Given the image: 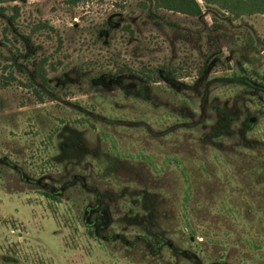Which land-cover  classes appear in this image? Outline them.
I'll list each match as a JSON object with an SVG mask.
<instances>
[{"label": "rangeland", "instance_id": "obj_1", "mask_svg": "<svg viewBox=\"0 0 264 264\" xmlns=\"http://www.w3.org/2000/svg\"><path fill=\"white\" fill-rule=\"evenodd\" d=\"M138 1L0 2V264H264V13Z\"/></svg>", "mask_w": 264, "mask_h": 264}, {"label": "trees", "instance_id": "obj_2", "mask_svg": "<svg viewBox=\"0 0 264 264\" xmlns=\"http://www.w3.org/2000/svg\"><path fill=\"white\" fill-rule=\"evenodd\" d=\"M2 0H0L1 2ZM13 1V0H12ZM76 1V0H71ZM137 6L143 10L145 17L152 23L154 27H167L169 29L177 30V33L182 30L186 33H190V30H186L181 27L179 23L173 20L170 14L173 15H184L188 17L194 26L197 23V20H204L203 17V8L209 9L215 12L227 13L232 15L234 18H238L244 14H251L254 12H263L264 13V0H139ZM4 9V8H2ZM13 13L9 17L11 21L15 20V14H17V6H12ZM212 21L217 23V20L210 14ZM206 23V21H205ZM207 27V26H206ZM47 28L52 30V27L49 26L46 22H39L32 27V31H38L40 29ZM208 28V27H207ZM207 28H204L208 31ZM123 29L127 31L128 34L133 35V30L130 25L123 26ZM195 34H200L203 32L199 26L195 28ZM209 32V31H208ZM207 32V33H208ZM208 37H211L208 35ZM60 45V43H58ZM233 51V48H231ZM49 69L55 70L56 65L53 60H49L48 56L42 55L37 58L34 68L33 76L38 82L43 85H48L47 71ZM120 71H132L136 75L143 78L147 83L150 81H156L155 74L157 70L150 68L149 66H141L136 71L128 68V66L119 67ZM176 71L175 69H172ZM32 91L35 94L36 98L39 101H43V95L41 89L31 84ZM46 196H50L49 192L44 193Z\"/></svg>", "mask_w": 264, "mask_h": 264}]
</instances>
